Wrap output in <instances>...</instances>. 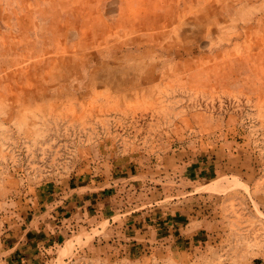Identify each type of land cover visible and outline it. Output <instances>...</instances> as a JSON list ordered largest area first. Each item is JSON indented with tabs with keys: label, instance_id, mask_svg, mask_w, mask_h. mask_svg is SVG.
Listing matches in <instances>:
<instances>
[{
	"label": "rangeland",
	"instance_id": "rangeland-1",
	"mask_svg": "<svg viewBox=\"0 0 264 264\" xmlns=\"http://www.w3.org/2000/svg\"><path fill=\"white\" fill-rule=\"evenodd\" d=\"M140 169L172 173L145 186L157 206L197 192L210 224L188 255L112 245L102 264H264V0H0V206ZM99 234L76 232L68 264H91Z\"/></svg>",
	"mask_w": 264,
	"mask_h": 264
},
{
	"label": "crops",
	"instance_id": "crops-1",
	"mask_svg": "<svg viewBox=\"0 0 264 264\" xmlns=\"http://www.w3.org/2000/svg\"><path fill=\"white\" fill-rule=\"evenodd\" d=\"M173 172H179L187 184L205 182L210 175L205 168L190 165L177 166ZM172 173L167 170L165 177L160 175L162 181L157 179L158 173L151 176L142 169L102 182L88 177L64 178L41 184L31 198L2 203L0 264H68L71 253L80 252L76 240L75 248L69 243L79 230L100 233L95 239L102 245L93 247L91 264L104 263L96 257L102 253L108 256L107 263L111 261L112 245L140 260L146 256L152 260L162 255H188L184 247L192 248L201 240L202 229L210 224L188 204V195L197 192L184 195L185 200L174 196L177 201L165 207L157 206L163 202L158 201L164 197L162 192L150 187L149 193H144L145 186L163 182ZM66 252L68 255L62 257Z\"/></svg>",
	"mask_w": 264,
	"mask_h": 264
},
{
	"label": "bare ground",
	"instance_id": "bare-ground-1",
	"mask_svg": "<svg viewBox=\"0 0 264 264\" xmlns=\"http://www.w3.org/2000/svg\"><path fill=\"white\" fill-rule=\"evenodd\" d=\"M223 3H225V2H223ZM233 7V5L230 3V4H228L227 6H226V8L225 9H223V10H227L226 11V13L227 14H230L231 13V8ZM101 20V19H100ZM199 24V23H198ZM123 25V24H122ZM97 26V25H96ZM105 26V29L106 30H103V31H100V33H95V36H96V38L97 39H99V41H104V43H108V41L105 39V32H107V31H109V30H111V24H109L108 22H106V24L104 25ZM112 27H113V25H112ZM101 28V27H100ZM208 28V27H207ZM211 28V27H210ZM105 45V44H104ZM118 51V50H117ZM107 54H109V53H107ZM95 55V54H94ZM94 60V59H93ZM87 64H89V62L87 63ZM69 72V71H68ZM50 89H52V88H50Z\"/></svg>",
	"mask_w": 264,
	"mask_h": 264
}]
</instances>
